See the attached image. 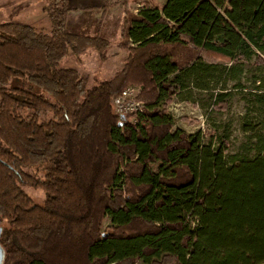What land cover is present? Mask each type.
I'll list each match as a JSON object with an SVG mask.
<instances>
[{
	"label": "trees",
	"instance_id": "16d2710c",
	"mask_svg": "<svg viewBox=\"0 0 264 264\" xmlns=\"http://www.w3.org/2000/svg\"><path fill=\"white\" fill-rule=\"evenodd\" d=\"M44 1L49 31L0 21L2 264L263 263L264 137L232 154L228 134L174 129L167 108L222 62L264 66V0L110 3L127 55L92 86L61 63L91 46L105 59L110 40L69 29L67 0ZM133 84L145 109L123 116L113 98Z\"/></svg>",
	"mask_w": 264,
	"mask_h": 264
},
{
	"label": "rangeland",
	"instance_id": "374dc122",
	"mask_svg": "<svg viewBox=\"0 0 264 264\" xmlns=\"http://www.w3.org/2000/svg\"><path fill=\"white\" fill-rule=\"evenodd\" d=\"M156 1L162 4L165 0ZM144 3L145 0H130L129 7L136 12ZM114 5H121L123 10L121 2ZM5 17L6 13L0 15V21H4ZM36 19L33 24L38 30H50L51 24L46 14L43 16L39 13L31 20ZM74 30L72 31L85 36H93L99 32L110 40L107 56L102 59L100 52L91 46L79 57H66L61 66L79 69L88 86L111 78L122 68L127 51L119 45L120 27L118 30H102L103 32L100 29L97 32L89 29ZM261 54L264 56V52ZM222 63L223 66L206 81V88H197L191 82L188 83V88L181 90L174 97L167 112L175 120L174 129L182 128L188 133L202 131L207 142L218 135L228 134L232 154L254 155L257 153V137H264V103L260 101L264 95V66L257 65L255 57L247 63L234 66L230 71L222 68L224 65L230 67L233 64ZM134 86L138 88L139 93L140 88ZM221 92L228 93V108L218 112L213 110L212 106L215 94ZM23 188L36 203H44L45 193L42 189L31 186Z\"/></svg>",
	"mask_w": 264,
	"mask_h": 264
},
{
	"label": "crops",
	"instance_id": "0c3cea01",
	"mask_svg": "<svg viewBox=\"0 0 264 264\" xmlns=\"http://www.w3.org/2000/svg\"><path fill=\"white\" fill-rule=\"evenodd\" d=\"M115 1L117 0H67L71 6L67 19L68 28L89 29L94 32L98 29L118 30L123 10L121 5H110ZM44 5V0H0V15L6 13V19H4L6 22H23L34 26L37 19H31L39 13L45 16Z\"/></svg>",
	"mask_w": 264,
	"mask_h": 264
},
{
	"label": "built area",
	"instance_id": "2783aa9c",
	"mask_svg": "<svg viewBox=\"0 0 264 264\" xmlns=\"http://www.w3.org/2000/svg\"><path fill=\"white\" fill-rule=\"evenodd\" d=\"M138 88L130 85L113 98V105L117 113L137 115L144 111L145 103L138 98Z\"/></svg>",
	"mask_w": 264,
	"mask_h": 264
},
{
	"label": "water",
	"instance_id": "95a60500",
	"mask_svg": "<svg viewBox=\"0 0 264 264\" xmlns=\"http://www.w3.org/2000/svg\"><path fill=\"white\" fill-rule=\"evenodd\" d=\"M0 234H1V228H0ZM3 260H4V249H3V247L0 245V264L3 263ZM261 264H264V263H261Z\"/></svg>",
	"mask_w": 264,
	"mask_h": 264
},
{
	"label": "flooded vegetation",
	"instance_id": "af4514ba",
	"mask_svg": "<svg viewBox=\"0 0 264 264\" xmlns=\"http://www.w3.org/2000/svg\"><path fill=\"white\" fill-rule=\"evenodd\" d=\"M264 263V262H263Z\"/></svg>",
	"mask_w": 264,
	"mask_h": 264
}]
</instances>
